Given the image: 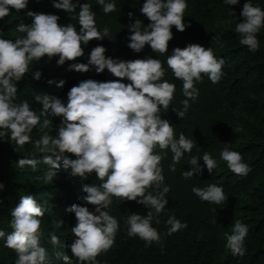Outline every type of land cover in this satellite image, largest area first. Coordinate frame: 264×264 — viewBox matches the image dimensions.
Returning a JSON list of instances; mask_svg holds the SVG:
<instances>
[{"label": "clouds", "instance_id": "1", "mask_svg": "<svg viewBox=\"0 0 264 264\" xmlns=\"http://www.w3.org/2000/svg\"><path fill=\"white\" fill-rule=\"evenodd\" d=\"M29 0H0V20L10 13L21 10L24 15L31 17L30 24H20L19 33H26L14 41L0 38V139L5 137L14 141L16 151L27 143H32L30 134L40 124V117L30 110L27 100L15 102L17 82H20L33 61H40L45 56L48 60L58 56V66L66 61H76L84 55V50L94 46L92 40H102L109 36L105 28L99 31L95 23V13L91 5H80L78 13L79 31L72 24L62 26L58 23L60 17L55 14L28 11ZM102 6L104 14L116 11L115 3H105L97 0ZM226 5L235 6L239 0H224ZM53 6L66 12H74L76 5L72 0H53ZM188 5L186 0H146L140 9L141 13L150 21L147 29L141 31L142 21L136 19L130 24V43L127 47L140 53L146 45L155 53L168 52L169 42L173 39L172 27L183 32L184 12ZM14 9V10H11ZM231 14L234 16L233 11ZM131 19L133 13L129 12ZM240 16L243 20L236 24L235 32L239 34V43L247 46L249 51L255 52L260 48L257 33L264 27V10L254 6L251 0L243 4ZM230 23V21H229ZM103 46H95L89 55L87 63H71L68 71L85 73L94 66L97 73L105 69L114 76L115 80L105 82L87 79L95 77V73L88 76L80 75L78 85L72 86L67 93V103L60 98L48 94L36 95L35 101L42 104L44 113L53 117H60L55 137L45 133L34 142L33 147L43 154V163L49 165V170L41 177L45 183L52 181L60 168V161L66 169H70L73 177L86 180L95 173L101 182L99 185L85 184L81 197L85 204L94 206V211L81 204H74L67 211L74 213L75 226L71 232L75 239L67 247L72 257L55 251V257L63 260L64 264H71L74 258L78 264H98L97 256L107 252L115 243L119 230L117 219L108 214L107 209L112 198L122 201H135L146 206L149 211L146 216L132 213L126 220L129 237H139L150 246L159 243L161 236L152 226L155 216L164 210L168 201L165 199L169 192L168 186H161L164 182L163 169L160 166L164 158L156 154V149L167 155L170 149L173 163L169 170L176 171L186 152L194 147L192 140L183 133L177 139L170 121L162 119L161 106L168 109L174 97L175 84L164 77L163 62L151 57L122 61L105 56ZM226 60L217 58L211 47L205 48L200 44L191 43L184 48L176 47L167 57L166 64L174 77L183 82V108L172 109L179 118H183L190 107L189 100L196 101L199 89L195 82H202V74L216 84L223 76V66ZM41 72H33V79L40 80ZM83 80V81H82ZM127 80L128 83L122 81ZM49 84L55 81L49 80ZM59 81L58 86H63ZM49 120H44L41 128H47ZM75 159L70 158V155ZM220 159L227 164V168L235 175H247L249 165L243 162L242 155L237 151L225 147L220 153ZM200 158L192 157L189 164L192 170L184 171L182 176L189 179L194 174H202L199 165ZM202 160L209 173L217 167V161L205 152ZM38 161L23 158L18 161L20 167L29 165L36 170ZM156 194L148 192L153 188ZM4 184L0 183V190ZM201 200L221 204L227 200L223 188L210 184L206 188L192 189ZM47 203V201L45 202ZM11 233L0 230V238L4 239V246L16 253L15 264H51L47 250L41 246L42 236L41 218L45 210L33 195L27 194L20 198L19 203L11 209ZM160 221L157 219L156 223ZM215 223V221H213ZM62 220L53 221V234L50 243L55 248L60 245V238L54 232L63 226ZM169 226L167 235H172L187 228L174 216L166 221ZM248 226L239 220L232 227V234H226L225 247L231 251L233 257L245 255L244 240L248 234Z\"/></svg>", "mask_w": 264, "mask_h": 264}, {"label": "trees", "instance_id": "2", "mask_svg": "<svg viewBox=\"0 0 264 264\" xmlns=\"http://www.w3.org/2000/svg\"><path fill=\"white\" fill-rule=\"evenodd\" d=\"M72 2L76 5L74 12L55 8L53 0H29L26 9L58 15L60 25L72 24L79 31L80 5L89 3L91 11L95 13L97 29L102 32L107 28L109 36L92 40L90 45L94 42V46L84 50L82 57L76 61H66L62 66L56 63L58 56L51 60L45 56L38 62L33 61L22 80L17 82L15 102L27 100L30 110L40 117V124L30 134L32 143L25 144L17 151L14 141H9L7 137L0 139V183L4 184L3 190H0V230L6 235L11 233V209L19 203L21 196L31 194L45 210L41 218L43 234L40 243L47 250L51 264H64L63 260L56 259L55 251L72 257L67 246L75 239L71 228L75 226L76 218L67 209L74 204H81L94 211L93 205L81 200L86 195L83 186L99 185L101 182L95 173L86 180L71 176L70 169L64 168L62 161L52 181L45 183L42 179H34L36 176L42 177L50 167L43 163V154L33 147L34 142L45 133L55 137L61 122L60 117L44 113L42 104L35 101V96L48 94L60 98L66 104L67 93L72 86L78 85L80 75L95 73V77L87 79L100 82L117 79L107 69L97 73L94 66H90V70L85 73L68 71L71 63H87L91 50L100 45L106 49L105 56L113 59L128 61L151 57L163 62L162 80L174 83L176 87L169 108H160L161 118L170 121L177 139L183 133L192 140L194 147L175 165V172L169 170V165L173 163L170 149L167 155L156 149V154L164 157L160 162L164 176L161 190L165 185L170 189L165 197L168 203L159 216L154 215L152 221V226L161 236L160 242L146 246V242L139 237H129L127 218L132 213L146 216L149 209L135 201H122L113 197L105 211L117 219L119 230L112 248L97 256L98 264H264V27L257 33L260 44L258 51H249L247 46L239 43L240 37L235 32V26L243 20L240 13L246 0H239L235 6L226 5L224 0H186L188 7L184 12V23L190 26L183 32L172 27L173 39L169 42L168 52L164 54L153 52L148 45L140 53L127 47L131 35L129 27L136 19L142 21L141 31L150 30L147 29L150 21L140 11L146 0H105V3L116 5V11L108 14H104L97 0ZM251 3L264 10V0H251ZM129 12L133 13L131 19ZM30 23L31 17L24 15L22 10L14 11L0 20V38L14 41L19 36H25L26 33H19L17 27ZM191 43L211 47L214 55L223 57L226 63L218 83L213 84L203 74L202 82L194 83L199 89V96L194 102L189 100L190 107L185 116L179 118L172 109L183 108V82L174 77L166 60L174 48H184ZM37 70L42 74L40 80L33 79V72ZM49 80L55 83L49 84ZM61 80L64 84L58 86ZM122 82L128 83L127 80ZM46 119L50 121L48 127L41 128ZM225 147L242 155L243 162L250 168L247 175L238 176L230 172L226 162L220 159ZM205 152L217 161L212 173L208 172L202 160ZM194 156L200 158L199 165L203 172L185 179L182 173L192 170L189 161ZM23 158L37 160L36 170L33 171L29 165L20 167L18 161ZM70 158L75 159L71 155ZM210 184L223 188L227 197L225 202L209 203L192 191L194 187L206 188ZM148 192L156 194L154 187L148 188L146 194ZM172 216L182 223L186 222L187 228L167 235L169 226L166 221ZM157 219L159 223H156ZM59 220L64 224L54 232L60 238L59 247L54 249L50 234H53V221ZM237 220L249 229L244 240L246 251L243 257H233L225 247L226 234H232V227ZM4 243V239L0 238V264H15L16 253L6 248ZM71 264H78V261L72 258Z\"/></svg>", "mask_w": 264, "mask_h": 264}]
</instances>
